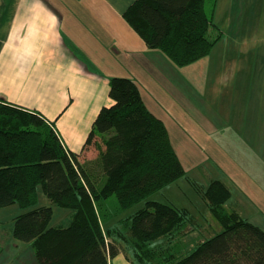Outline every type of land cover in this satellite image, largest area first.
Returning <instances> with one entry per match:
<instances>
[{
    "label": "trees",
    "instance_id": "obj_1",
    "mask_svg": "<svg viewBox=\"0 0 264 264\" xmlns=\"http://www.w3.org/2000/svg\"><path fill=\"white\" fill-rule=\"evenodd\" d=\"M215 2L133 0L124 17L148 48L187 66L208 56L222 38ZM109 85L114 103L100 110L85 143L98 151L99 181L40 112L0 99V207L36 205L41 185L54 205L71 210L68 222L55 225L49 205L15 217L13 234L31 243L38 264H110L120 253L132 264H264V229L225 207L232 191L219 179L205 197L222 231L190 250H176L193 224L190 211L147 198L182 177L185 166L167 123L149 109L138 83L114 76ZM112 195L122 209L147 200L120 222L105 207Z\"/></svg>",
    "mask_w": 264,
    "mask_h": 264
},
{
    "label": "crops",
    "instance_id": "obj_2",
    "mask_svg": "<svg viewBox=\"0 0 264 264\" xmlns=\"http://www.w3.org/2000/svg\"><path fill=\"white\" fill-rule=\"evenodd\" d=\"M132 2L0 0V99L40 112L55 126L64 146L81 156L92 147H86L85 143L98 113L104 106L114 103L109 97L110 79L128 76L137 81H148L153 86L155 94L146 96L141 88L142 96L149 109L161 117L169 129L164 115L171 116L172 110L181 112L189 103L184 98L177 107L176 74L156 75L158 65L155 62L162 57L161 53L148 48L124 17ZM218 2L216 0L214 6V22L220 27L222 38L208 56L190 65L202 64L201 74L221 79L223 85L243 74L246 78H264V55L260 59L257 54L242 60L244 54L256 47L253 38L249 37L252 28L242 25L232 36L227 35L229 39H223L224 31L215 20ZM233 2L231 0L229 5L232 9ZM251 4L255 5L254 0ZM245 5L246 1L242 0V6ZM247 11L243 9V12ZM247 59L253 63L245 66ZM205 61L210 64L207 71L202 63ZM163 84L169 86L168 96L160 89ZM236 89L240 91L241 86ZM220 94L223 92L219 89ZM221 119L219 117L218 126L215 120L213 125L224 126ZM219 132L218 128L217 134ZM262 132L261 129L260 136ZM200 134L205 140L214 136L202 129ZM235 134L236 131L232 135ZM260 140L264 138L260 137ZM239 141H248L243 132L239 134ZM222 148L218 145V149ZM110 264L132 263L120 253L110 260Z\"/></svg>",
    "mask_w": 264,
    "mask_h": 264
},
{
    "label": "rangeland",
    "instance_id": "obj_3",
    "mask_svg": "<svg viewBox=\"0 0 264 264\" xmlns=\"http://www.w3.org/2000/svg\"><path fill=\"white\" fill-rule=\"evenodd\" d=\"M245 1L246 5L243 7L242 0H234L232 9L229 6L231 0H219L215 20L224 31L225 40L229 39L227 35L232 36L242 25H250L252 29L249 37L253 38L256 47L244 54L242 60L249 56L254 58L257 54L260 59L264 55L262 46L264 0H254L255 5L251 4L252 0ZM210 8L208 5L207 9ZM243 9L248 11L243 12ZM129 26L135 31L130 23ZM157 51L162 57L155 62L158 65L156 75L165 77L163 73L168 76L176 74L178 76L176 88H179L177 107L184 102V98H187L189 103L181 112L172 110L171 116L164 115L169 124L172 143L177 148L186 172L147 198L187 208L190 211L193 224L190 225V232L178 239L176 250L182 252L190 250L200 241L222 231L223 227L212 215L205 197V190L214 179L225 182L232 191V196L225 203V207L237 210L244 218L264 229V140H260V137L264 138V78H246V74H243L242 77L229 79L223 85L221 79L202 75V64L187 66L171 64L173 62L166 54L159 49ZM249 61L247 59L244 65L253 63ZM202 63L206 66L205 70H209L210 64L207 61ZM186 71L191 74L186 76ZM137 82L141 86L140 90L141 88L145 90L146 96L148 93L155 94L153 86L148 81ZM240 86V91L234 90ZM167 88L169 86L160 87L166 96ZM219 89L223 94L218 95ZM187 91L188 94L185 95ZM219 117L222 118L221 123L224 125L222 127H217ZM214 120L217 126L213 125ZM218 128L220 132L217 134ZM201 129L214 136H210L209 140L202 139ZM235 131L236 134L232 135ZM240 132H243L248 141H239ZM218 138L223 141H218ZM218 145L224 148L220 150ZM97 154V149L92 146L86 149L80 160L95 171L92 173L99 181L102 180L103 174L97 168ZM147 199L122 209L116 195H112L105 207L109 211V218L121 222L142 208ZM41 205L53 207L51 225L69 221L71 210L54 205L45 195L41 185L38 186L36 205L26 208L19 204L0 207V264H38L31 243L17 239L13 234V226L17 215Z\"/></svg>",
    "mask_w": 264,
    "mask_h": 264
}]
</instances>
